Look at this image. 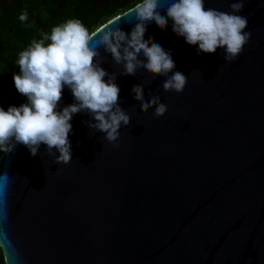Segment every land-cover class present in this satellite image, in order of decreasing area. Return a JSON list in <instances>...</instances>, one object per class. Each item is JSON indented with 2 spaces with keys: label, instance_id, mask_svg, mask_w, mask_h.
Masks as SVG:
<instances>
[{
  "label": "water",
  "instance_id": "obj_1",
  "mask_svg": "<svg viewBox=\"0 0 264 264\" xmlns=\"http://www.w3.org/2000/svg\"><path fill=\"white\" fill-rule=\"evenodd\" d=\"M171 2L160 0L161 15ZM233 2L205 0L222 12ZM238 15L251 39L233 63L223 49L198 54L170 19L165 30L147 25L144 38L170 51L173 71L188 77L183 93L165 92L166 78L146 70L119 75L122 66L99 49L131 117L120 148L78 113L69 164H57L43 144L35 157L22 144L2 153L6 264H264V0H245ZM119 16L130 36L135 14ZM138 84L146 101L157 95L167 105L164 117L141 111ZM74 102L65 86L58 110Z\"/></svg>",
  "mask_w": 264,
  "mask_h": 264
},
{
  "label": "clouds",
  "instance_id": "obj_2",
  "mask_svg": "<svg viewBox=\"0 0 264 264\" xmlns=\"http://www.w3.org/2000/svg\"><path fill=\"white\" fill-rule=\"evenodd\" d=\"M244 5L245 0H235L231 12H222L206 7L205 0H172L164 16L160 0H139L123 13V18L134 13L138 21L130 36L121 30L120 16L92 32L80 20L69 19L53 27L50 34L41 33L42 39L33 40L19 53V74L13 75L16 90L27 97L28 103L10 106L7 111L0 107V153H13L22 144L35 157L43 144L57 164H69L73 159L70 121L78 113L88 114L92 118L86 122L89 129L103 133L114 149L120 148V130L130 126L131 117L120 106L118 74H109L101 67L105 58L99 49L110 53L115 64L122 66L119 75L135 77L138 71L146 70L153 79L166 78L162 84L165 92L183 93L188 77L173 71L176 65L170 51L152 38H144L147 25L155 22L165 30L170 19L173 32L189 45H198V54H215L223 49L224 60L233 63L251 39V32L245 31L247 18L238 15ZM19 20L27 23V10ZM65 86L75 102L60 111ZM132 92L143 113L154 109L153 115L161 118L168 112L159 96L145 100L142 85H135ZM3 180L10 182L7 174Z\"/></svg>",
  "mask_w": 264,
  "mask_h": 264
},
{
  "label": "trees",
  "instance_id": "obj_3",
  "mask_svg": "<svg viewBox=\"0 0 264 264\" xmlns=\"http://www.w3.org/2000/svg\"><path fill=\"white\" fill-rule=\"evenodd\" d=\"M73 1L66 3V7L61 9L63 0H39L36 3L30 0H16L15 5L7 13L0 12V107L5 111L10 106L19 107L28 103L27 97L16 90L13 75L19 74L17 64L19 53L26 50L33 40L42 39L41 33L50 34L53 27L69 19L80 20L92 32L139 2V0H118L104 2L98 7L89 2L78 8L75 0ZM24 10L28 12L27 23L19 20ZM35 17L38 18V24L35 23ZM1 155L2 153L0 157Z\"/></svg>",
  "mask_w": 264,
  "mask_h": 264
},
{
  "label": "flooded vegetation",
  "instance_id": "obj_4",
  "mask_svg": "<svg viewBox=\"0 0 264 264\" xmlns=\"http://www.w3.org/2000/svg\"><path fill=\"white\" fill-rule=\"evenodd\" d=\"M30 1H32L33 3H36L37 1L39 2V0H30ZM48 1H51V0H48ZM63 1H64V4L60 6L61 9L66 7V3L74 2L73 0H63ZM110 1H118V0H79V2L75 0L78 8L83 7L85 4L89 2H91L96 7H98L100 4L104 2H110ZM119 1H123V0H119ZM15 3H16V0H0V12L7 13L10 10V8H12L15 5ZM35 23L38 24L37 17H35ZM0 59H1V50H0ZM0 251H1V256H2V261L0 262V264H6V259H5L1 246H0Z\"/></svg>",
  "mask_w": 264,
  "mask_h": 264
}]
</instances>
